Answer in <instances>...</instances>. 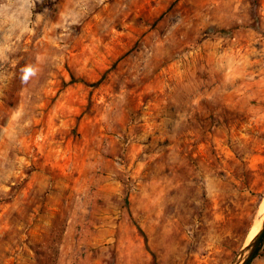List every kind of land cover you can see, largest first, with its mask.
I'll return each mask as SVG.
<instances>
[{
  "label": "rangeland",
  "instance_id": "1",
  "mask_svg": "<svg viewBox=\"0 0 264 264\" xmlns=\"http://www.w3.org/2000/svg\"><path fill=\"white\" fill-rule=\"evenodd\" d=\"M263 201L264 0H0V264H231Z\"/></svg>",
  "mask_w": 264,
  "mask_h": 264
},
{
  "label": "water",
  "instance_id": "2",
  "mask_svg": "<svg viewBox=\"0 0 264 264\" xmlns=\"http://www.w3.org/2000/svg\"><path fill=\"white\" fill-rule=\"evenodd\" d=\"M264 242V216L256 233L251 239L241 247L235 259L231 264H251L253 259L258 255Z\"/></svg>",
  "mask_w": 264,
  "mask_h": 264
},
{
  "label": "trees",
  "instance_id": "3",
  "mask_svg": "<svg viewBox=\"0 0 264 264\" xmlns=\"http://www.w3.org/2000/svg\"><path fill=\"white\" fill-rule=\"evenodd\" d=\"M70 81H71V82H72V81H79V79H75L74 77H72ZM96 84H97V82H95V83H91L92 86H94V85H96Z\"/></svg>",
  "mask_w": 264,
  "mask_h": 264
},
{
  "label": "bare ground",
  "instance_id": "4",
  "mask_svg": "<svg viewBox=\"0 0 264 264\" xmlns=\"http://www.w3.org/2000/svg\"><path fill=\"white\" fill-rule=\"evenodd\" d=\"M262 209H264V201H263ZM263 211H264V210H263ZM256 231H257V230H256ZM256 231H255V233H256ZM255 233H254V234H255ZM254 234H253V235H254ZM253 235H252V236H253ZM252 236H251V237H252Z\"/></svg>",
  "mask_w": 264,
  "mask_h": 264
}]
</instances>
